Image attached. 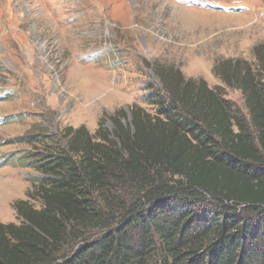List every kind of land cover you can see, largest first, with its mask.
Returning <instances> with one entry per match:
<instances>
[{"label":"trees","instance_id":"16d2710c","mask_svg":"<svg viewBox=\"0 0 264 264\" xmlns=\"http://www.w3.org/2000/svg\"><path fill=\"white\" fill-rule=\"evenodd\" d=\"M256 56L218 71L246 115L160 68L154 114L133 105L130 127L25 140L44 150L19 159L39 173L36 204L0 223V264H264V47Z\"/></svg>","mask_w":264,"mask_h":264},{"label":"rangeland","instance_id":"374dc122","mask_svg":"<svg viewBox=\"0 0 264 264\" xmlns=\"http://www.w3.org/2000/svg\"><path fill=\"white\" fill-rule=\"evenodd\" d=\"M180 1L0 0L1 224H19L17 201L36 204L39 173L19 159L44 150L25 140L39 131L59 138L69 127L112 134L120 118L130 127L133 105L154 114L144 98L148 86L161 88L160 68L205 81L247 114L218 71L257 64L264 0Z\"/></svg>","mask_w":264,"mask_h":264}]
</instances>
